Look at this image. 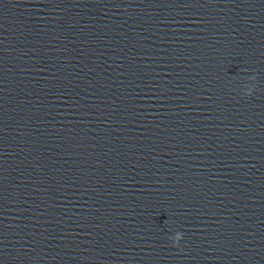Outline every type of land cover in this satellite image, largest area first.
<instances>
[{"label":"water","instance_id":"obj_1","mask_svg":"<svg viewBox=\"0 0 264 264\" xmlns=\"http://www.w3.org/2000/svg\"><path fill=\"white\" fill-rule=\"evenodd\" d=\"M0 264H264V0H0Z\"/></svg>","mask_w":264,"mask_h":264}]
</instances>
